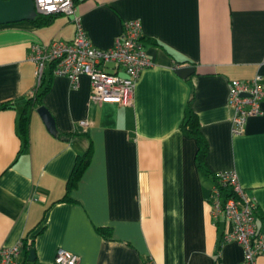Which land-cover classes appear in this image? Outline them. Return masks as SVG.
Instances as JSON below:
<instances>
[{"label": "crops", "instance_id": "crops-1", "mask_svg": "<svg viewBox=\"0 0 264 264\" xmlns=\"http://www.w3.org/2000/svg\"><path fill=\"white\" fill-rule=\"evenodd\" d=\"M73 3L86 35L102 49L113 46L125 20L138 19L151 65L142 70L131 105L91 102L86 75L71 82L47 65L37 85L29 58L33 44L72 39L70 17L56 14L41 26L0 24V105H8L0 107V248L27 239L39 263L65 249L80 257L78 264H215L217 252L221 264H242L243 247L221 242L231 225L212 217L213 180L198 169L196 142L180 123L188 109L197 115L208 165L214 173L236 172L261 224L264 99L262 114L233 136L226 96L230 79L259 75L264 83V0ZM182 66L194 72L181 77ZM41 85H48L42 103L56 133L76 135H52L36 109L29 110L23 148L19 118ZM89 145L90 164L69 193L72 201H60L76 155ZM96 227L110 228V237ZM255 264H264V254Z\"/></svg>", "mask_w": 264, "mask_h": 264}, {"label": "built area", "instance_id": "built-area-1", "mask_svg": "<svg viewBox=\"0 0 264 264\" xmlns=\"http://www.w3.org/2000/svg\"><path fill=\"white\" fill-rule=\"evenodd\" d=\"M37 14H64L75 23L72 39H54L46 45L33 44L30 60L36 64L37 85L47 65L52 66V74L64 76L76 82L79 75L89 79L91 102H107L119 106L132 104L134 88L142 70L151 65L142 44V27L138 19H128L112 47L98 48L86 35L73 0H33ZM121 70H109L107 65ZM36 88L31 92L34 95ZM264 99L262 77L256 75L249 80L230 79L226 105L232 111L230 132L233 136L243 134L246 122L251 117L262 114ZM87 121L81 123L82 127ZM219 184L229 191L226 197L213 186L211 215L216 220L223 216L231 225L223 231L224 242L235 241L243 247L242 264H255L256 258L264 254V222L258 224L255 201L248 196L240 184L234 170L216 173ZM23 241L0 248V264H78L80 257L68 250L58 249L49 263H33L20 260ZM144 264H154L148 259Z\"/></svg>", "mask_w": 264, "mask_h": 264}, {"label": "trees", "instance_id": "trees-1", "mask_svg": "<svg viewBox=\"0 0 264 264\" xmlns=\"http://www.w3.org/2000/svg\"><path fill=\"white\" fill-rule=\"evenodd\" d=\"M55 15L56 14H37L35 19H33L31 22L36 25H40V26L46 25L51 21V19H53ZM47 90H48V85H46L45 87L41 85V87H38V89L34 92V95L29 97L25 102L23 111L19 118V130H20V135L22 136V139H23V148H26L28 145V138H27L28 111L34 110L39 106H43L42 96L47 92ZM7 106L8 105L6 104L0 105L1 108L7 107ZM180 129L188 137L194 138L196 142L197 148H196L194 159H195L198 169L202 172V174L212 178L213 184L219 189L221 197L224 198L228 196L229 191H227L225 187L220 186L216 173L212 171V169L210 168V166L208 165L206 161V155L208 152V143L206 141V138L201 132L197 115L191 109H188L187 113L182 119V122L180 123ZM55 135L69 140L72 136H75L76 134L67 133V134L60 135L56 133ZM91 153H92V148H91V145H89L88 148L82 154L76 155L73 167L66 181L65 194L60 199V201H68V202L72 201V199H70L69 197V193L71 192L72 189H74L77 186V183L80 180L82 174L89 166L90 159H91ZM258 218L261 220V224H262L264 222V216H262L261 214H258ZM96 231L98 234L106 238H109L111 235V230L108 227H96ZM222 235H223V232H222ZM222 235H221V242H224L222 239ZM22 250H24V253H25L24 260H28L29 252L30 250H33V243L28 242L27 239H24ZM33 263H36V259L33 260ZM214 263L221 264L220 256L218 252L216 253Z\"/></svg>", "mask_w": 264, "mask_h": 264}, {"label": "water", "instance_id": "water-1", "mask_svg": "<svg viewBox=\"0 0 264 264\" xmlns=\"http://www.w3.org/2000/svg\"><path fill=\"white\" fill-rule=\"evenodd\" d=\"M37 16L33 0H0V24L15 23L19 21H32ZM194 72L192 66H182L177 69L181 77H186ZM36 112L42 119L46 129L52 134H56L54 119L46 107L39 106ZM35 259L34 251L30 250L29 260Z\"/></svg>", "mask_w": 264, "mask_h": 264}]
</instances>
